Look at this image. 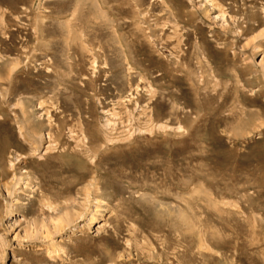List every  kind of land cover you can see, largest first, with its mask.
<instances>
[{
  "label": "rangeland",
  "instance_id": "1",
  "mask_svg": "<svg viewBox=\"0 0 264 264\" xmlns=\"http://www.w3.org/2000/svg\"><path fill=\"white\" fill-rule=\"evenodd\" d=\"M0 264H264V0H0Z\"/></svg>",
  "mask_w": 264,
  "mask_h": 264
},
{
  "label": "bare ground",
  "instance_id": "2",
  "mask_svg": "<svg viewBox=\"0 0 264 264\" xmlns=\"http://www.w3.org/2000/svg\"><path fill=\"white\" fill-rule=\"evenodd\" d=\"M62 219V218H61Z\"/></svg>",
  "mask_w": 264,
  "mask_h": 264
}]
</instances>
